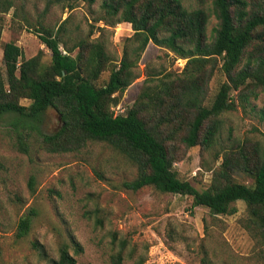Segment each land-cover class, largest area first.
<instances>
[{"label":"trees","instance_id":"trees-1","mask_svg":"<svg viewBox=\"0 0 264 264\" xmlns=\"http://www.w3.org/2000/svg\"><path fill=\"white\" fill-rule=\"evenodd\" d=\"M210 3L207 10L187 7L182 0H100L98 20L110 27L127 22L133 31L131 46L101 86L95 82L111 57L100 36L78 37L70 44L63 24L34 26L50 51L48 63L42 61L41 51L26 59L19 46L4 43L0 123L12 119L22 152H27L29 135L39 138L48 152L78 151L89 141L108 143L136 167L135 177L122 183L126 189L151 186L163 193L188 195L192 206H204L211 215L234 214L236 202L242 200L247 213L244 227L264 247V137L261 143L229 144L211 182L201 190L179 178L174 168L178 145L213 147L222 126L220 116L264 92V0ZM11 5L10 0H0V12ZM210 10L217 25L209 39ZM149 42L185 59L183 69L148 78L130 108L117 114L112 107L138 77L135 68ZM217 69L225 79L209 97V83ZM21 98L31 102L22 105ZM48 108L61 121L52 133L42 132L39 126ZM235 173L250 182L235 180ZM30 223L29 216L20 218L17 238L28 233ZM71 242L75 251L81 250L78 242ZM122 250L111 254L112 264L122 263ZM53 264H76L68 244L60 245Z\"/></svg>","mask_w":264,"mask_h":264},{"label":"rangeland","instance_id":"rangeland-1","mask_svg":"<svg viewBox=\"0 0 264 264\" xmlns=\"http://www.w3.org/2000/svg\"><path fill=\"white\" fill-rule=\"evenodd\" d=\"M10 1L11 7L0 12L3 75L2 46L6 42L19 46L26 59L41 51L42 61H50L49 49L34 31L40 24L52 28L63 24L70 44L78 37L100 36L111 61L96 80L97 86L106 82L110 69L132 44L129 23L110 27L98 20L100 0L92 4L83 0ZM182 1L190 8L211 9L210 0ZM209 13L210 39L217 19ZM184 64L185 59L149 42L135 68L138 77L112 107L115 113L124 114L130 108L148 78L180 73ZM224 79L217 69L209 83V97ZM19 102L26 106L31 100L21 98ZM220 118L222 126L213 147L177 146V175L199 190L211 182L229 144L262 142L264 92ZM10 120L7 117L0 123V264H53L62 243L69 245L76 264H112L111 254L121 248V264H264V247L244 227L247 213L242 200L236 202L234 214L211 215L204 206H192L188 195L163 193L151 186L126 189L122 183L135 177L136 167L108 143L89 141L78 151L48 152L39 138L29 135L27 152H22ZM60 125L58 113L48 108L39 126L42 132L52 133ZM234 178L250 182L241 173ZM25 215L31 220L30 229L17 238L19 220ZM72 239L80 251H75Z\"/></svg>","mask_w":264,"mask_h":264}]
</instances>
